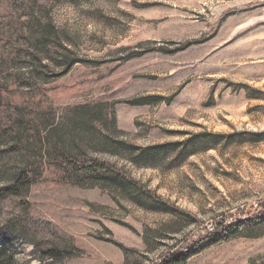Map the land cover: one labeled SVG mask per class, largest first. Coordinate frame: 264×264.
Returning <instances> with one entry per match:
<instances>
[{
  "label": "rangeland",
  "instance_id": "374dc122",
  "mask_svg": "<svg viewBox=\"0 0 264 264\" xmlns=\"http://www.w3.org/2000/svg\"><path fill=\"white\" fill-rule=\"evenodd\" d=\"M26 167L12 264H264V0H0V186Z\"/></svg>",
  "mask_w": 264,
  "mask_h": 264
},
{
  "label": "trees",
  "instance_id": "16d2710c",
  "mask_svg": "<svg viewBox=\"0 0 264 264\" xmlns=\"http://www.w3.org/2000/svg\"><path fill=\"white\" fill-rule=\"evenodd\" d=\"M98 106L99 103H94ZM106 116V115H105ZM104 118L107 119V116ZM103 118V117H102ZM67 146H61L59 143L53 144V151L49 156V162L55 168H61L63 174L74 177L85 173L92 177L101 178L105 174L113 177H122L125 175L114 165L101 161L96 158H87L71 152ZM36 168H22L15 173L14 180L8 184L0 186V196L15 194L29 189L36 181ZM132 180V179H131ZM136 183V182H135ZM243 223H241L242 225ZM238 227V226H237ZM228 228L225 227L224 230ZM41 258L63 259L80 254V250L73 246L46 245L40 247ZM10 249L5 245H0V264H12L13 257L9 253ZM7 254V255H6ZM186 254L182 252H172L161 259L156 264H183Z\"/></svg>",
  "mask_w": 264,
  "mask_h": 264
}]
</instances>
